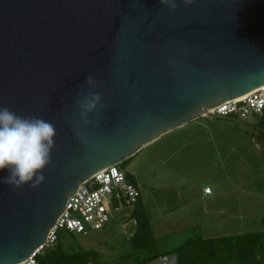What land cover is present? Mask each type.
<instances>
[{
	"label": "water",
	"instance_id": "obj_1",
	"mask_svg": "<svg viewBox=\"0 0 264 264\" xmlns=\"http://www.w3.org/2000/svg\"><path fill=\"white\" fill-rule=\"evenodd\" d=\"M173 2L0 0V107L56 128L41 184L0 171V264L42 245L98 170L200 116L243 122L209 111L264 84V0Z\"/></svg>",
	"mask_w": 264,
	"mask_h": 264
},
{
	"label": "rangeland",
	"instance_id": "obj_2",
	"mask_svg": "<svg viewBox=\"0 0 264 264\" xmlns=\"http://www.w3.org/2000/svg\"><path fill=\"white\" fill-rule=\"evenodd\" d=\"M231 117L243 122L200 116L120 163L134 175L160 251L192 237L262 230L264 121ZM124 211L113 212L103 229L63 231L64 243L95 251L100 264L127 262L135 253L129 241L135 225H123ZM149 264H162L161 257Z\"/></svg>",
	"mask_w": 264,
	"mask_h": 264
},
{
	"label": "built area",
	"instance_id": "obj_3",
	"mask_svg": "<svg viewBox=\"0 0 264 264\" xmlns=\"http://www.w3.org/2000/svg\"><path fill=\"white\" fill-rule=\"evenodd\" d=\"M209 112L245 120L263 117L264 84L240 97L214 105ZM204 192L210 193V188L206 186ZM140 196L139 186L120 163L98 170L69 195L55 223L48 229L45 242L16 264H39L37 254L57 241L60 230L83 233L88 229H103L113 218V212L126 210L120 215V220L123 225L130 222L135 225L134 210ZM161 261L162 264H176L175 256H161Z\"/></svg>",
	"mask_w": 264,
	"mask_h": 264
},
{
	"label": "trees",
	"instance_id": "obj_4",
	"mask_svg": "<svg viewBox=\"0 0 264 264\" xmlns=\"http://www.w3.org/2000/svg\"><path fill=\"white\" fill-rule=\"evenodd\" d=\"M260 123L264 116L259 118ZM130 157L121 163L128 162ZM126 162V163H127ZM135 182V180L132 178ZM136 183V182H135ZM135 230L129 237L135 253L122 264H149L154 259L174 254L176 264H264V216L262 230L215 237H192L181 245L160 251L156 248L149 216L138 199L135 210ZM63 231L58 232L57 241L37 254L39 264H100L93 250L74 248L65 244ZM67 232V231H66Z\"/></svg>",
	"mask_w": 264,
	"mask_h": 264
},
{
	"label": "clouds",
	"instance_id": "obj_5",
	"mask_svg": "<svg viewBox=\"0 0 264 264\" xmlns=\"http://www.w3.org/2000/svg\"><path fill=\"white\" fill-rule=\"evenodd\" d=\"M169 8L174 9L173 0H162ZM191 0H185L190 3ZM86 83L94 87L91 76ZM89 98L80 102L81 117L94 109L101 100V94L90 91ZM86 123L90 121L86 120ZM55 125L43 118L24 117L0 107V171L7 170L3 182L21 187L31 182L35 187L44 180L43 169L51 162V150L55 146Z\"/></svg>",
	"mask_w": 264,
	"mask_h": 264
},
{
	"label": "crops",
	"instance_id": "obj_6",
	"mask_svg": "<svg viewBox=\"0 0 264 264\" xmlns=\"http://www.w3.org/2000/svg\"><path fill=\"white\" fill-rule=\"evenodd\" d=\"M192 124V121H190V122H188L187 124H184L183 126H181V127H185V126H190ZM177 129H179L178 127L176 128V129H174V130H172V131H169V132H166V133H164L163 135H161V136H159L158 138H156L155 140H153V141H158V139L160 138V137H164V136H167V135H169L170 133H172V132H175ZM161 138V139H162ZM184 141V140H183ZM151 143V142H150ZM149 143V144H150ZM148 145V144H147ZM146 146V145H145ZM144 147V146H143ZM142 147V148H143ZM134 175H132L131 177L135 180V178L133 177ZM136 182V181H135ZM206 194H209V193H206ZM141 202H142V204H143V206H144V208H146V204H145V202H144V200H143V198H142V195H141ZM146 210V209H145ZM146 213H147V211H146ZM148 214V213H147ZM150 220V219H149ZM153 231V230H152Z\"/></svg>",
	"mask_w": 264,
	"mask_h": 264
}]
</instances>
